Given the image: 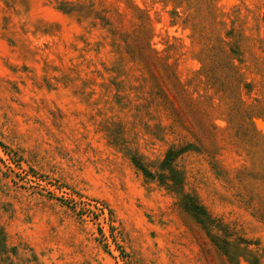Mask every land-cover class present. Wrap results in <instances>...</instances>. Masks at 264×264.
Instances as JSON below:
<instances>
[{
  "label": "rangeland",
  "instance_id": "1",
  "mask_svg": "<svg viewBox=\"0 0 264 264\" xmlns=\"http://www.w3.org/2000/svg\"><path fill=\"white\" fill-rule=\"evenodd\" d=\"M0 264H264V0H0Z\"/></svg>",
  "mask_w": 264,
  "mask_h": 264
},
{
  "label": "trees",
  "instance_id": "2",
  "mask_svg": "<svg viewBox=\"0 0 264 264\" xmlns=\"http://www.w3.org/2000/svg\"><path fill=\"white\" fill-rule=\"evenodd\" d=\"M172 151L173 150H171V149H169L168 151H167V153H166V155H165V159H164V165H165V168L167 169V171H168V175H164V174H162V176H161V178H165V179H170L171 181H173V182H175V183H177V180H179V177H176V179L175 178H173L174 177V174H175V170H174V168L171 166V158H170V155H171V153H172ZM140 168L142 169V170H145V168L144 167H142V166H140ZM183 205L185 206V207H187L188 209H191V210H193L194 212H197V214H199V215H201V216H208V214H207V212L202 208V206H200L197 202H195L194 200H193V198L191 199V200H189V199H187V200H185L184 202H183ZM246 251H247V249H246ZM225 253H227L228 255H230V253L228 252V251H225Z\"/></svg>",
  "mask_w": 264,
  "mask_h": 264
}]
</instances>
